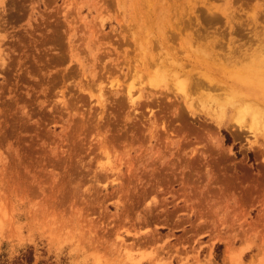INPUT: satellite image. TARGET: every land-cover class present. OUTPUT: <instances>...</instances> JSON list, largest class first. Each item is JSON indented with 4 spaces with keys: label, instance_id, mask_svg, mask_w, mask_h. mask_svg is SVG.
I'll list each match as a JSON object with an SVG mask.
<instances>
[{
    "label": "rangeland",
    "instance_id": "obj_1",
    "mask_svg": "<svg viewBox=\"0 0 264 264\" xmlns=\"http://www.w3.org/2000/svg\"><path fill=\"white\" fill-rule=\"evenodd\" d=\"M256 30L264 0H0V264H264V116L239 110L264 78L193 61Z\"/></svg>",
    "mask_w": 264,
    "mask_h": 264
},
{
    "label": "bare ground",
    "instance_id": "obj_2",
    "mask_svg": "<svg viewBox=\"0 0 264 264\" xmlns=\"http://www.w3.org/2000/svg\"><path fill=\"white\" fill-rule=\"evenodd\" d=\"M258 6V3H257ZM261 6V4H260ZM258 6V7H260ZM211 11V9H210ZM222 13L226 16V20L228 22H232V16L227 12L226 9L222 11ZM253 13V14H251ZM251 18L256 21L257 19V12H251ZM209 14V12L207 13ZM216 13L212 12L207 17L213 19ZM262 31V30H261ZM166 33V32H164ZM259 33H257V30L254 32V36H256L260 42V45L258 48H254L249 50L246 44L244 46H241L242 44H238L235 46H229L228 49L222 53L218 52L216 49V38H208L203 43L199 44V47H197V50H199L198 57H194L193 61L196 62L194 64L195 66H199V68L204 67L208 71L211 72V74L214 76L209 77L207 76H198V78L194 81L196 83V86L201 85H210L217 87L216 84L218 82V79L215 77H219L221 79L227 78L224 76V71L228 70L235 76L234 80L236 81H244L245 77L254 75L256 77L260 76L264 78V42L263 38L259 39ZM208 35V34H207ZM166 37V34H165ZM255 37V38H256ZM251 42V41H250ZM249 42V45H250ZM247 58H250V60H253V62L249 65H247V62L245 61ZM254 58V59H253ZM202 59V60H201ZM218 75V76H217ZM220 85V84H219ZM221 86V85H220ZM252 87V85H251ZM253 98H256L257 100L261 101V99L264 100V96L259 97L256 96V94H252ZM250 96V98L252 97ZM256 96V97H255ZM261 98V99H260ZM259 103V102H258ZM263 106V103H262ZM256 105L253 103H247V104H241L239 110L243 112H248L254 114L252 117V121H256L257 117L260 115L264 116V107ZM259 116V117H260ZM260 117V118H261ZM254 118V120H253ZM259 122V118H258ZM257 122V123H258ZM256 124V122H254Z\"/></svg>",
    "mask_w": 264,
    "mask_h": 264
}]
</instances>
